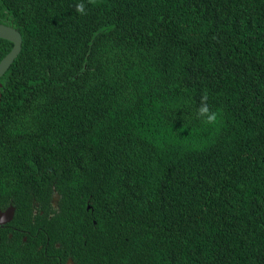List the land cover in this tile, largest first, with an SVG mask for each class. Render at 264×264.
<instances>
[{
	"label": "trees",
	"instance_id": "trees-1",
	"mask_svg": "<svg viewBox=\"0 0 264 264\" xmlns=\"http://www.w3.org/2000/svg\"><path fill=\"white\" fill-rule=\"evenodd\" d=\"M76 2L0 0V264H264V0Z\"/></svg>",
	"mask_w": 264,
	"mask_h": 264
},
{
	"label": "water",
	"instance_id": "water-1",
	"mask_svg": "<svg viewBox=\"0 0 264 264\" xmlns=\"http://www.w3.org/2000/svg\"><path fill=\"white\" fill-rule=\"evenodd\" d=\"M0 36L12 41L10 48L0 57V74H2L20 48L21 34L13 24L0 21ZM58 195L57 190L53 189L51 200L54 205H56ZM13 209L12 203H8L5 207H0V223L12 217Z\"/></svg>",
	"mask_w": 264,
	"mask_h": 264
},
{
	"label": "clouds",
	"instance_id": "clouds-1",
	"mask_svg": "<svg viewBox=\"0 0 264 264\" xmlns=\"http://www.w3.org/2000/svg\"><path fill=\"white\" fill-rule=\"evenodd\" d=\"M89 3H92V0H89ZM75 11L80 15L87 14L83 0H78V2L75 3ZM195 116L197 119H200L205 124H216L219 117V112L210 109L207 94L201 96L200 105L196 109Z\"/></svg>",
	"mask_w": 264,
	"mask_h": 264
}]
</instances>
